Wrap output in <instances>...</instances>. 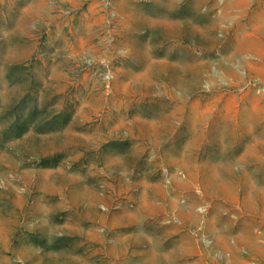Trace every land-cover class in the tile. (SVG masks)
<instances>
[{"label": "rangeland", "instance_id": "1", "mask_svg": "<svg viewBox=\"0 0 264 264\" xmlns=\"http://www.w3.org/2000/svg\"><path fill=\"white\" fill-rule=\"evenodd\" d=\"M260 153L264 0H0V264H236Z\"/></svg>", "mask_w": 264, "mask_h": 264}, {"label": "crops", "instance_id": "2", "mask_svg": "<svg viewBox=\"0 0 264 264\" xmlns=\"http://www.w3.org/2000/svg\"><path fill=\"white\" fill-rule=\"evenodd\" d=\"M257 160L264 162V153L258 154ZM258 172L264 176V165L261 167L259 164ZM262 183L263 185L259 184L257 191L246 189L240 196L230 199L234 213L230 216L237 217L235 209L241 208V230L239 232L241 235L237 236L238 239L240 238V243L230 248L234 253L233 260L236 264H246V260L235 255L238 254L239 249H243L251 258H264V180ZM263 260L257 264L262 263Z\"/></svg>", "mask_w": 264, "mask_h": 264}, {"label": "built area", "instance_id": "3", "mask_svg": "<svg viewBox=\"0 0 264 264\" xmlns=\"http://www.w3.org/2000/svg\"><path fill=\"white\" fill-rule=\"evenodd\" d=\"M260 264H264V262L260 263Z\"/></svg>", "mask_w": 264, "mask_h": 264}]
</instances>
